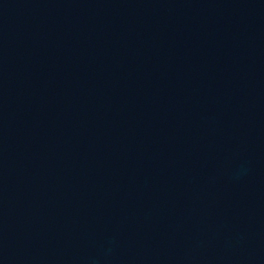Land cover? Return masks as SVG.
<instances>
[{"label":"water","instance_id":"95a60500","mask_svg":"<svg viewBox=\"0 0 264 264\" xmlns=\"http://www.w3.org/2000/svg\"><path fill=\"white\" fill-rule=\"evenodd\" d=\"M0 264H264V0H0Z\"/></svg>","mask_w":264,"mask_h":264}]
</instances>
